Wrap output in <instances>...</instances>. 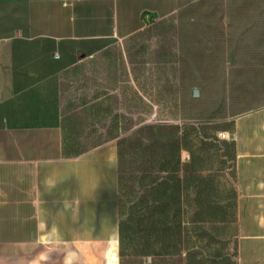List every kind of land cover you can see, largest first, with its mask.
<instances>
[{"label": "crops", "instance_id": "crops-1", "mask_svg": "<svg viewBox=\"0 0 264 264\" xmlns=\"http://www.w3.org/2000/svg\"><path fill=\"white\" fill-rule=\"evenodd\" d=\"M170 20L184 26L172 71L169 53L158 73L113 47ZM218 31L232 77L257 81L233 94L261 100L225 117H181L202 80L184 51L214 49ZM157 110L233 144L211 170L233 215L195 222L210 242L198 250L264 264V0H0V264H119L118 143Z\"/></svg>", "mask_w": 264, "mask_h": 264}, {"label": "trees", "instance_id": "trees-1", "mask_svg": "<svg viewBox=\"0 0 264 264\" xmlns=\"http://www.w3.org/2000/svg\"><path fill=\"white\" fill-rule=\"evenodd\" d=\"M224 34L215 33L217 43L212 50L203 47L184 51L185 57L190 56L201 70L202 80L200 96L181 106V117L204 121L216 115L237 114L241 100L248 102L245 106L260 102L255 91L257 81L237 80L228 71ZM187 66L183 63L185 69ZM250 85L255 90L233 94ZM219 104L222 108L215 112ZM212 128L215 127L195 122H152L119 141V264H229L228 257L218 256L216 261L214 256L202 255L198 250L210 242L201 243L208 232L195 222L233 215L229 203L217 202L221 198L218 174L211 172L224 156H234L233 144L222 143L225 149L215 137L208 141L200 136L202 130ZM182 148L191 152L188 162L179 159ZM124 197L127 206L123 209Z\"/></svg>", "mask_w": 264, "mask_h": 264}, {"label": "rangeland", "instance_id": "rangeland-1", "mask_svg": "<svg viewBox=\"0 0 264 264\" xmlns=\"http://www.w3.org/2000/svg\"><path fill=\"white\" fill-rule=\"evenodd\" d=\"M177 27H184L176 21H159L151 27L145 28L140 33L130 37L126 41L117 42L113 47H116L119 54L122 56L134 57L141 61L147 62L145 66L151 68L154 72H166L165 65L161 64V60L169 53L171 64L169 70L172 71V60L175 51V41L177 35ZM144 62V63H145ZM156 62H160L157 64ZM142 113H139V119ZM149 121L155 122H179L175 111L157 110L152 115H148ZM124 206H127V198H123Z\"/></svg>", "mask_w": 264, "mask_h": 264}]
</instances>
